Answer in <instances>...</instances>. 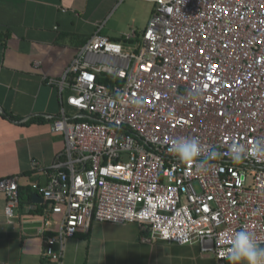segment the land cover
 I'll use <instances>...</instances> for the list:
<instances>
[{
	"label": "built area",
	"instance_id": "1",
	"mask_svg": "<svg viewBox=\"0 0 264 264\" xmlns=\"http://www.w3.org/2000/svg\"><path fill=\"white\" fill-rule=\"evenodd\" d=\"M140 1L154 8L139 49L97 33L66 71L71 93L49 118L66 147L32 187L46 229L58 218L43 259L63 264L68 241L98 221L139 223L145 242L198 244L229 264L221 253L241 228L264 246V156L253 152L264 142V0ZM179 137L198 138V159L218 153L207 173L169 151ZM233 143L245 146L240 163ZM0 191L12 223L18 177Z\"/></svg>",
	"mask_w": 264,
	"mask_h": 264
},
{
	"label": "crops",
	"instance_id": "2",
	"mask_svg": "<svg viewBox=\"0 0 264 264\" xmlns=\"http://www.w3.org/2000/svg\"><path fill=\"white\" fill-rule=\"evenodd\" d=\"M153 8L140 0H0V180L18 177L20 192L10 223L0 191V264H55L42 253L58 218L46 229L47 203L32 187L46 183L44 170L66 147L49 119L71 93L66 71L97 33L139 49ZM132 30L137 38L126 39ZM142 236L139 223L93 221L68 241L63 264H217L198 244Z\"/></svg>",
	"mask_w": 264,
	"mask_h": 264
},
{
	"label": "clouds",
	"instance_id": "3",
	"mask_svg": "<svg viewBox=\"0 0 264 264\" xmlns=\"http://www.w3.org/2000/svg\"><path fill=\"white\" fill-rule=\"evenodd\" d=\"M169 151L181 162L196 163L197 171L207 173L211 168V159L218 155L212 152L209 157H201V144L196 137H179L174 139ZM231 159L240 163L247 157L245 146L233 143L230 147ZM253 152L257 156H264V142L256 141ZM229 264H264V246L260 245L253 233L246 228L236 231L228 241L227 248L221 253Z\"/></svg>",
	"mask_w": 264,
	"mask_h": 264
},
{
	"label": "trees",
	"instance_id": "4",
	"mask_svg": "<svg viewBox=\"0 0 264 264\" xmlns=\"http://www.w3.org/2000/svg\"><path fill=\"white\" fill-rule=\"evenodd\" d=\"M99 81L105 84L113 83V80H111L108 76H100ZM19 195H20V192H19Z\"/></svg>",
	"mask_w": 264,
	"mask_h": 264
},
{
	"label": "water",
	"instance_id": "5",
	"mask_svg": "<svg viewBox=\"0 0 264 264\" xmlns=\"http://www.w3.org/2000/svg\"><path fill=\"white\" fill-rule=\"evenodd\" d=\"M34 198H40V195L35 194V195H34Z\"/></svg>",
	"mask_w": 264,
	"mask_h": 264
},
{
	"label": "rangeland",
	"instance_id": "6",
	"mask_svg": "<svg viewBox=\"0 0 264 264\" xmlns=\"http://www.w3.org/2000/svg\"><path fill=\"white\" fill-rule=\"evenodd\" d=\"M70 112V111H69Z\"/></svg>",
	"mask_w": 264,
	"mask_h": 264
}]
</instances>
